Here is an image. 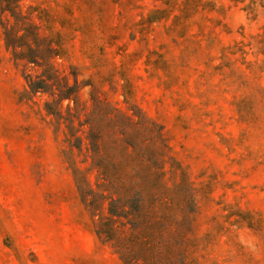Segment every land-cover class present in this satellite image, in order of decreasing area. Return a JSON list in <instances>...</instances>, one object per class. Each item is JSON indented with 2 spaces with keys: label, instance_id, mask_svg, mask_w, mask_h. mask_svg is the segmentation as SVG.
<instances>
[{
  "label": "rangeland",
  "instance_id": "rangeland-1",
  "mask_svg": "<svg viewBox=\"0 0 264 264\" xmlns=\"http://www.w3.org/2000/svg\"><path fill=\"white\" fill-rule=\"evenodd\" d=\"M20 4L81 85L55 132L0 37V264H264V0Z\"/></svg>",
  "mask_w": 264,
  "mask_h": 264
},
{
  "label": "trees",
  "instance_id": "trees-1",
  "mask_svg": "<svg viewBox=\"0 0 264 264\" xmlns=\"http://www.w3.org/2000/svg\"><path fill=\"white\" fill-rule=\"evenodd\" d=\"M0 37L12 63L21 67L24 83L18 100L31 103L42 119L48 117L55 132L64 125L73 134L81 84L77 74L55 66L54 58L61 56L58 41L41 32L20 0H0Z\"/></svg>",
  "mask_w": 264,
  "mask_h": 264
}]
</instances>
